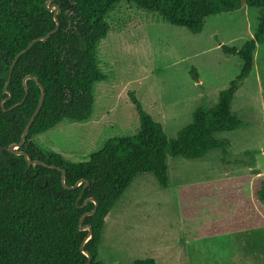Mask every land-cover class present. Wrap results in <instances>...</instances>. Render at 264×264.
I'll return each mask as SVG.
<instances>
[{
    "label": "rangeland",
    "instance_id": "rangeland-1",
    "mask_svg": "<svg viewBox=\"0 0 264 264\" xmlns=\"http://www.w3.org/2000/svg\"><path fill=\"white\" fill-rule=\"evenodd\" d=\"M258 16V8L243 5L209 16L193 34L121 0L107 13L109 29L97 45L105 78L94 84L90 118L63 119L33 141L64 161L87 160L107 138L137 132L130 92L167 137H175L197 105L214 106L236 77L242 61L224 56L221 45L239 48L252 38ZM231 110L243 125L216 134L230 140L226 153L212 149L195 159L168 156L167 188L150 172L136 175L104 219L98 260L264 264V223L248 199L243 203L236 197L249 195L264 216L257 196L264 180V43L254 51L253 71L235 92Z\"/></svg>",
    "mask_w": 264,
    "mask_h": 264
},
{
    "label": "trees",
    "instance_id": "trees-1",
    "mask_svg": "<svg viewBox=\"0 0 264 264\" xmlns=\"http://www.w3.org/2000/svg\"><path fill=\"white\" fill-rule=\"evenodd\" d=\"M47 1L0 0V149L20 141L40 97L37 83L26 78L35 77L45 96L17 150L31 160L63 169L64 184L60 169L28 165L23 155L5 149L0 152V264H85L87 256L80 245L88 231L79 229V218L94 208V202L95 213L81 223L92 229L83 248L91 256L89 264H104L97 259L104 219L136 175L150 172L167 188L168 156L195 159L212 149L226 153L230 148V140L216 134L243 125L231 104L253 71L256 47L264 43V0H126L193 34L201 32L209 16L233 12L243 5L258 8L259 16L252 38L239 48L221 45L224 56L236 55L242 64L236 77L219 92L214 106L201 102L191 121L169 138L130 92L139 118L137 132L107 138L100 149L79 162L64 161L58 154L44 151L33 137L63 119L86 122L90 118L94 84L105 78L98 67L97 45L109 29L107 13L121 0H52L49 5L60 9L57 21L54 10L47 9ZM57 22L56 31L46 40L34 42L19 55L10 73L16 54L32 39L52 31ZM24 96L23 103L15 106ZM257 196L264 203V180ZM132 264L155 261L137 259Z\"/></svg>",
    "mask_w": 264,
    "mask_h": 264
},
{
    "label": "water",
    "instance_id": "water-1",
    "mask_svg": "<svg viewBox=\"0 0 264 264\" xmlns=\"http://www.w3.org/2000/svg\"><path fill=\"white\" fill-rule=\"evenodd\" d=\"M51 2H52V0H48V1L46 2V6H47V9H48L49 11L54 10V19L57 21V18H56L55 16H56V14L60 11V9H59V7H58L56 4H51V5H49ZM57 26H58V22H57L56 27H55L52 31L48 32V33H47L46 35H44V36H41V37H37V38L32 39L24 49H22L20 52H18V53L16 54V56L14 57L12 63H11V66H10V70H9V72L11 73L12 68H13V66H14V64H15V62H16V60H17V58L19 57V55H21L22 53L26 52V51L32 46V44H33L34 42H36V41H38V40H43V41L46 40V39L49 37V35H50L51 33H53L54 31H56ZM26 78H28V79H33V80L37 83V85L39 86V88H40V97H39V100H38L37 106H36V108L34 109L32 115H31L30 118L28 119V121H27V123H26V125H25V127H24V129H23V131H22V134H21V137H20V141H19L18 143H11V144H9V145L6 146V147H2V148L0 149V152H1L2 150L5 149V150H7L8 152L23 155V156L25 157V159H26L28 165L40 164V165H44V166H47V167H50V168H54V167H56V168L60 169L59 167H57V166H55V165H53V164H50V165H49V164H46V163H44V162H42V161H40V160H31V159H29L28 155H27L25 152H23V151H18V150H17V148L21 147V146L24 144V141H25L26 135H27V133H28V130H29L31 124L33 123V121H34L36 115H37L38 112L40 111V109H41V107H42V104H43L44 96H45V91H44L43 86L38 82V80H37L35 77L27 76ZM9 79H10V75H9V77H8V79H7L6 85L9 83ZM196 81H198V80H196ZM5 92H7L6 86H5ZM26 94H27V87L25 86V96H26ZM25 96L21 99V101H19L18 103H16L15 106L20 105L21 103H23V101H24V99H25ZM60 170H61V181H62V183L64 184L65 171H64L63 169H60ZM82 181L85 182V185L88 183V181H87L86 179H84V180H82ZM80 182H81V181L77 182V183L75 184L74 187H77V186L79 185ZM69 188H72V187H69ZM96 208H97V203L94 202V208H93L91 211L82 214V215L80 216V218H79V229H80V230H87V231H88L87 235L85 236L84 240L82 241V243H81V245H80V248H81L82 253L85 254V255L87 256V261H86L85 264H89V263H90V261H91V256H90V254H89L87 251L84 250L83 245H84V243L87 241V239L90 238V236H91V232H92V229H91L90 226H87V225L81 226V223H82V220H83V218H84L85 216L92 215L93 213H95Z\"/></svg>",
    "mask_w": 264,
    "mask_h": 264
},
{
    "label": "crops",
    "instance_id": "crops-1",
    "mask_svg": "<svg viewBox=\"0 0 264 264\" xmlns=\"http://www.w3.org/2000/svg\"><path fill=\"white\" fill-rule=\"evenodd\" d=\"M236 197H239V198H241V200H242V202L244 203V202H246L247 200L246 199H248V201L251 203V205H252V209H253V211L255 212V214L259 217V223H264V216L262 215V214H260V212L259 211H257V208H256V206L253 204V202H252V200H251V198H250V196L249 195H237ZM180 258V257H179ZM156 264V263H155Z\"/></svg>",
    "mask_w": 264,
    "mask_h": 264
}]
</instances>
